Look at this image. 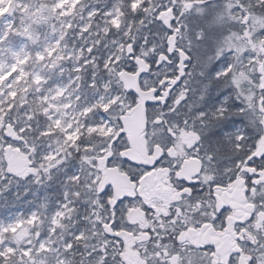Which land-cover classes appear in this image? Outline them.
Returning a JSON list of instances; mask_svg holds the SVG:
<instances>
[{"label":"snow or ice","instance_id":"obj_1","mask_svg":"<svg viewBox=\"0 0 264 264\" xmlns=\"http://www.w3.org/2000/svg\"><path fill=\"white\" fill-rule=\"evenodd\" d=\"M55 3L0 16V264H129V249L139 264H264V53L232 46L264 0H79L66 34L27 47L20 9ZM154 173L167 199L145 189ZM234 186L243 219L222 196ZM201 229L238 247L220 261L186 235Z\"/></svg>","mask_w":264,"mask_h":264},{"label":"rangeland","instance_id":"obj_2","mask_svg":"<svg viewBox=\"0 0 264 264\" xmlns=\"http://www.w3.org/2000/svg\"><path fill=\"white\" fill-rule=\"evenodd\" d=\"M79 0H56L55 5L50 7V10L46 13L37 12L35 15H30L25 12L24 9H20V31L21 34L27 37V47H31L37 40H39L42 44H47V42L52 38L53 33H57L61 36L67 33V30L70 27L74 26L75 20L77 19L76 11H77V3ZM232 0H226V3H231ZM13 7V0H3V6H0V16L4 13L9 12V9ZM57 8H64L65 10L61 13H57ZM14 15L16 13H13ZM56 17L54 20L53 17ZM63 16H68L71 19L64 21L61 19ZM251 23L248 24L246 28H244L243 33L240 34L238 32H233L232 35L236 37V42L238 43V47H236L239 51H244L245 49H251L256 51L257 54L264 53V40L259 39L255 41L252 39V34L257 30L255 26L256 18L252 14ZM249 17H244V20H248ZM120 22V17H117V23ZM255 22V23H254ZM39 29H43V33L39 31ZM70 43V42H69ZM16 48H23L24 42L17 41L15 44ZM51 51V49H49ZM28 53L25 52L23 57L18 61V63H25L28 60ZM264 60H261L256 68H258L260 64H262ZM17 65L13 64L12 68L14 69ZM67 74V70L66 73ZM19 228V224L16 225ZM23 235V232L20 233Z\"/></svg>","mask_w":264,"mask_h":264},{"label":"flooded vegetation","instance_id":"obj_3","mask_svg":"<svg viewBox=\"0 0 264 264\" xmlns=\"http://www.w3.org/2000/svg\"><path fill=\"white\" fill-rule=\"evenodd\" d=\"M136 155H139V158H144V149L139 151H135ZM192 162L195 164H192V166L189 168L190 174L197 170L198 166L196 165L198 162L194 160H186L185 164ZM106 179L111 181L113 185L118 189L120 192H125L130 190V185L128 181L116 174H105ZM113 177V181L109 179V177ZM238 187L234 186L231 191H226L222 194L223 198L227 199L228 201L232 202L234 206L236 207L237 211V218L243 219L248 211L245 209L246 202H240L237 200H234L232 198V194L234 193V190ZM145 189L155 195L158 196L160 199H167L168 198V191L164 188V186L161 184L160 177L158 174H153L151 178H146L145 183ZM188 238L195 242V243H204L207 241H214L217 244V259L220 261H226L227 257L230 252H232L234 249L238 247L237 245V236L240 235L236 232H233L232 230L226 231L224 233H216L211 230H199L191 233L186 234ZM128 260L129 264H139L137 254L134 250L129 249L128 251ZM241 259L246 260L244 256L241 257Z\"/></svg>","mask_w":264,"mask_h":264},{"label":"water","instance_id":"obj_4","mask_svg":"<svg viewBox=\"0 0 264 264\" xmlns=\"http://www.w3.org/2000/svg\"><path fill=\"white\" fill-rule=\"evenodd\" d=\"M258 72L261 73V77H260L261 85L260 86L264 87V64H260V66L258 68ZM125 82H126V86H129V87H135L136 86V80H135L134 76H126L125 77ZM143 122H144L143 113H139L137 115L132 116V118L130 120V126L133 129H137L138 128V129L141 130V134L139 136L138 142L135 145V151H137V150L141 151V150L144 149V141H143V136H142ZM136 156H137V158H139V155H136ZM192 164H195V163L189 162V163L185 164V166H184V173L185 174L191 175L190 172H189V170H190L189 168L192 166ZM196 165L199 166L198 163ZM109 179L113 181V177L112 176H110ZM232 198L234 200L239 201L240 205H241V202L242 203L245 202V200L243 198V194H242V192H241V190L239 188L234 190V193L232 194ZM245 209L247 211H249L248 206H245ZM241 264H245V260L244 259H241Z\"/></svg>","mask_w":264,"mask_h":264},{"label":"trees","instance_id":"obj_5","mask_svg":"<svg viewBox=\"0 0 264 264\" xmlns=\"http://www.w3.org/2000/svg\"><path fill=\"white\" fill-rule=\"evenodd\" d=\"M86 2H87V0H86ZM97 2L103 4V3H105V0H97ZM249 3L251 4L252 0H249ZM252 15L254 16V18H256V21H255L256 23L254 22L255 23L254 27H256L257 30L260 29V28H264V9L257 10V12L252 14ZM73 23L75 24V22H73ZM261 39L264 40V38H261ZM232 46L236 48V47H238V43H233ZM240 53H242V51H239L237 49V54L239 55ZM262 64H264V62ZM49 194H51V193L49 192ZM43 195H45V194L42 192L41 196H43Z\"/></svg>","mask_w":264,"mask_h":264}]
</instances>
